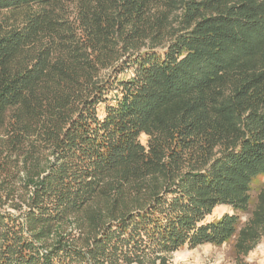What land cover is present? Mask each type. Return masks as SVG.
I'll return each instance as SVG.
<instances>
[{"label": "trees", "instance_id": "1", "mask_svg": "<svg viewBox=\"0 0 264 264\" xmlns=\"http://www.w3.org/2000/svg\"><path fill=\"white\" fill-rule=\"evenodd\" d=\"M0 264H168L264 236V0H0ZM147 137L145 145L139 137ZM232 214L206 221L214 209Z\"/></svg>", "mask_w": 264, "mask_h": 264}, {"label": "rangeland", "instance_id": "2", "mask_svg": "<svg viewBox=\"0 0 264 264\" xmlns=\"http://www.w3.org/2000/svg\"><path fill=\"white\" fill-rule=\"evenodd\" d=\"M3 14L0 16L2 18ZM140 143L147 142V137L141 135ZM264 187V178L260 177L254 182L250 192L251 203L248 213L239 214L241 223H244L249 217L260 189ZM233 211L228 206H219L213 210L212 214L206 218V221H213L224 214H232ZM168 264H264V236L256 247L246 256L236 260L233 254V241L223 244L220 247L211 245H202L195 249L182 248L169 256Z\"/></svg>", "mask_w": 264, "mask_h": 264}]
</instances>
